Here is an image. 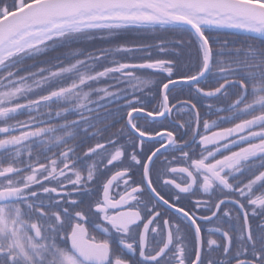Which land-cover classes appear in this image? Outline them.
Wrapping results in <instances>:
<instances>
[{"label":"snow or ice","instance_id":"snow-or-ice-1","mask_svg":"<svg viewBox=\"0 0 264 264\" xmlns=\"http://www.w3.org/2000/svg\"><path fill=\"white\" fill-rule=\"evenodd\" d=\"M0 264H264V0H0Z\"/></svg>","mask_w":264,"mask_h":264},{"label":"trees","instance_id":"trees-1","mask_svg":"<svg viewBox=\"0 0 264 264\" xmlns=\"http://www.w3.org/2000/svg\"><path fill=\"white\" fill-rule=\"evenodd\" d=\"M214 35H217L221 38H232V34L230 32H227L225 30H221L219 32H215L213 33ZM126 35L129 36L130 39L132 40H136V42H145V43H152L153 41L151 40H144V41H140V40H137L136 38L138 37H143V36H146L147 33L143 32V31H131L129 33H126ZM97 47L101 46L99 42H97V44L95 45ZM152 58L153 59H166L168 57H165V56H162V55H156L155 51H153V55H152ZM148 73L147 72H140L138 73V75H147ZM159 78H162V77H159ZM26 117L25 116H20L19 119H25ZM69 119H74L75 117H68Z\"/></svg>","mask_w":264,"mask_h":264},{"label":"flooded vegetation","instance_id":"flooded-vegetation-1","mask_svg":"<svg viewBox=\"0 0 264 264\" xmlns=\"http://www.w3.org/2000/svg\"><path fill=\"white\" fill-rule=\"evenodd\" d=\"M224 127H228L229 125H227V124H225V125H223ZM215 130V129H214ZM91 143H95V141H91ZM113 170H116V169H113ZM173 179H177V181L179 182V180H180V177H178V176H173L172 177ZM205 228H210V227H214V225H211V224H209V225H203ZM213 238H217V237H213Z\"/></svg>","mask_w":264,"mask_h":264}]
</instances>
